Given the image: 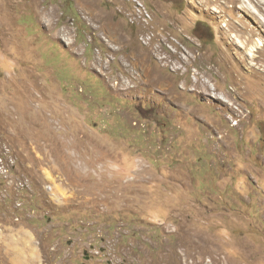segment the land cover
I'll return each instance as SVG.
<instances>
[{
  "label": "rangeland",
  "instance_id": "rangeland-1",
  "mask_svg": "<svg viewBox=\"0 0 264 264\" xmlns=\"http://www.w3.org/2000/svg\"><path fill=\"white\" fill-rule=\"evenodd\" d=\"M254 69L264 0H0V264H264Z\"/></svg>",
  "mask_w": 264,
  "mask_h": 264
},
{
  "label": "bare ground",
  "instance_id": "bare-ground-1",
  "mask_svg": "<svg viewBox=\"0 0 264 264\" xmlns=\"http://www.w3.org/2000/svg\"><path fill=\"white\" fill-rule=\"evenodd\" d=\"M90 15L93 17V18H95V17H98V13H96V12H94V11H91V13H90ZM47 25V24H46ZM105 29L110 33V34H113L112 33V30H111V27L109 26V25H106L105 26ZM60 37V36H59ZM113 38H114V40L116 41L117 40V37H116V35L115 34H113V36H112ZM73 44V43H72ZM231 45V44H230ZM75 46V45H74ZM236 46V45H235ZM70 48H72L73 47V45L72 46H69ZM75 48V47H74ZM72 50H73V48H72ZM135 55V58H133V61H132V66H131V69H142L141 70V73H143L144 74V77L142 78L143 79V81H142V83L143 84H148V83H150V82H152L153 84H155V85H153V86H162L163 85V82H162V80L159 78V76L157 77V76H155V72H154V69L152 68L151 69V67H149V66H147V57L145 56L144 57V55L143 56H141L139 53H137V54H134ZM74 56V55H73ZM147 58V59H146ZM234 62V61H233ZM190 63V62H189ZM99 65H101V62H99V61H94L92 64H91V66H99ZM255 67V66H254ZM262 73H264V72H262ZM252 74H254L255 75V77L257 78V79H263L264 78V76H263V74H260L259 73V71L258 70H256V69H254L253 71H252ZM129 75V77H130V75H131V73H129L128 74ZM155 76V77H154ZM131 77L133 78V74L131 75ZM141 80V79H140ZM123 84V83H122ZM125 84V83H124ZM146 86V85H145ZM144 86V87H145ZM38 87V85H36V81L35 80H33V82L32 83H30V82H26V83H23L22 85H20V89H18L17 91H16V93L18 94V96H20V98H21V101L23 102V103H25V106L29 109V110H33L34 109V103L37 101V100H39L40 101V99H39V97L38 96H36V97H34V92L36 91V89H38L37 88ZM142 87V86H141ZM127 88V87H126ZM125 88V86L122 88L123 89V92H125V91H128V92H135V90L134 89H126ZM161 88V87H160ZM195 89H196V87H195ZM200 89V88H199ZM38 91H40V90H38ZM169 91V90H168ZM170 91H171V93H172V88H170ZM169 91V92H170ZM174 91V90H173ZM37 108H39V107H37ZM37 110V109H36Z\"/></svg>",
  "mask_w": 264,
  "mask_h": 264
},
{
  "label": "built area",
  "instance_id": "built-area-1",
  "mask_svg": "<svg viewBox=\"0 0 264 264\" xmlns=\"http://www.w3.org/2000/svg\"><path fill=\"white\" fill-rule=\"evenodd\" d=\"M0 160H2V159H0ZM1 163H3V160H2V162H1ZM3 169H5V167H4V166L2 167V170H3ZM6 172H8V170H7V169H6Z\"/></svg>",
  "mask_w": 264,
  "mask_h": 264
}]
</instances>
